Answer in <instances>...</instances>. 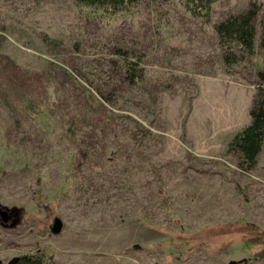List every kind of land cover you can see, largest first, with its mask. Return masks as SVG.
I'll list each match as a JSON object with an SVG mask.
<instances>
[{
	"label": "rangeland",
	"instance_id": "374dc122",
	"mask_svg": "<svg viewBox=\"0 0 264 264\" xmlns=\"http://www.w3.org/2000/svg\"><path fill=\"white\" fill-rule=\"evenodd\" d=\"M250 3L215 0L206 23L183 0H0V264H264V146L249 171L227 152L258 29L229 67L211 29Z\"/></svg>",
	"mask_w": 264,
	"mask_h": 264
},
{
	"label": "trees",
	"instance_id": "16d2710c",
	"mask_svg": "<svg viewBox=\"0 0 264 264\" xmlns=\"http://www.w3.org/2000/svg\"><path fill=\"white\" fill-rule=\"evenodd\" d=\"M73 3L90 12L106 14L123 12L135 4L144 1L166 2L169 0H72ZM191 13L199 14L208 21L211 5L215 0H183ZM220 50V59L224 66L243 62L254 52L257 35V48L262 54L263 64L256 73L257 86L249 110V123L235 133L227 144V152L237 159L238 167L249 171L256 167L258 156L264 146V7L250 3L241 13L229 15L211 25ZM121 76L129 86L139 83L140 75L123 66ZM17 264H41L35 257H24Z\"/></svg>",
	"mask_w": 264,
	"mask_h": 264
},
{
	"label": "water",
	"instance_id": "95a60500",
	"mask_svg": "<svg viewBox=\"0 0 264 264\" xmlns=\"http://www.w3.org/2000/svg\"><path fill=\"white\" fill-rule=\"evenodd\" d=\"M15 216H16L15 211L7 212L6 210H0V219H1L2 224L6 223L8 220H10L11 218H14ZM61 229H62V223L60 222L59 219L54 218L52 220L51 225L49 226L50 234L53 236H56L61 232ZM17 262H18V259L14 258L8 264H16ZM229 264H233V262Z\"/></svg>",
	"mask_w": 264,
	"mask_h": 264
}]
</instances>
